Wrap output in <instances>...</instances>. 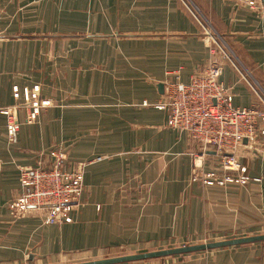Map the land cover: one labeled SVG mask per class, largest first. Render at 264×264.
Wrapping results in <instances>:
<instances>
[{"label": "crops", "instance_id": "1", "mask_svg": "<svg viewBox=\"0 0 264 264\" xmlns=\"http://www.w3.org/2000/svg\"><path fill=\"white\" fill-rule=\"evenodd\" d=\"M191 5L244 79L225 53L210 54ZM212 57L234 105L257 101L253 83L264 95V28L241 0H0V264L87 261L264 227V147L238 150L251 177L245 184L191 182L193 170L217 166L218 156L198 155L186 132L167 126L166 111L140 104L157 103L164 83L186 82ZM33 93L48 101L37 127L52 118L59 143L69 126L70 154L89 163L80 202L59 225L7 208L19 191L17 166L44 145L25 137L13 150L18 141L5 139L8 113L18 140L26 131ZM120 264H264V241Z\"/></svg>", "mask_w": 264, "mask_h": 264}, {"label": "built area", "instance_id": "2", "mask_svg": "<svg viewBox=\"0 0 264 264\" xmlns=\"http://www.w3.org/2000/svg\"><path fill=\"white\" fill-rule=\"evenodd\" d=\"M244 3L260 16L264 25V0H244ZM218 77L219 67L213 63L200 74L191 76L187 83L177 84L167 95L169 105L166 108L169 109L168 122L172 127L183 126L192 141L201 143L203 152L211 148L216 154H222L228 148H235L243 139L251 138L255 121L260 119L264 122V116L251 105L234 106L231 97L218 83ZM154 105L158 109L164 106ZM12 128L8 126L9 130ZM261 130L264 132V128ZM226 163L228 168L239 166L234 159ZM195 178L193 176L192 179ZM247 179L242 174L239 180L234 175L215 182L219 185L238 181L244 184ZM207 180L204 178L203 182L208 183ZM81 183L79 167L64 170L60 165L52 164L47 168L28 169L21 177L18 195L8 204V210L16 215L41 209L44 210L43 223L58 222L80 194Z\"/></svg>", "mask_w": 264, "mask_h": 264}, {"label": "rangeland", "instance_id": "3", "mask_svg": "<svg viewBox=\"0 0 264 264\" xmlns=\"http://www.w3.org/2000/svg\"><path fill=\"white\" fill-rule=\"evenodd\" d=\"M241 1L245 5L244 0H241ZM191 7H192V9H191ZM190 11H191L192 15H194L196 18L199 16V14L197 16V13L194 10L193 5L190 6ZM256 15L260 19V16L257 13H256ZM198 18H200V20L203 21L202 22L203 25H202V29H201V31L203 32L202 36L206 38L207 42H209L208 46H209L210 54L215 55V53L216 54H224L225 53L226 55H224V56L226 58H228L229 62L233 65V67H235V69L237 71H240V73H241V75H243V79H244V77H245L244 73L245 72H244L243 67H241V65H239V62L237 61L236 58H235L236 60L234 59V56L232 55V53L230 54L228 47L226 45H224L223 40L219 39V37L214 34V31H212V29L209 27V25L206 23V21L201 16H199ZM262 26L264 28V25H262ZM213 63L218 65L219 76H220L221 70H222L221 64H219L218 61H216V59H213V57L208 61V63L205 65V67L203 68V70L201 72L205 71L209 66H212ZM200 73H197V74H200ZM197 74H195V75H197ZM248 80L251 81L249 79V77H248ZM188 81H189V79L186 82H183V81L176 79L175 81L164 83L165 85L163 86V91H161L162 97L156 99L157 101L156 100L155 101L159 104L164 105L163 108H161V110H164L167 113V121H166L167 126L174 131L186 132V134L189 137L191 144L195 148H197V150L199 151V152H197V153H199L198 155L205 156L207 154H214L215 156L216 155L218 156L217 166H215L213 168H208V169H200L197 171L193 170V173L190 177V181L191 182L199 181L200 183L205 184V185L209 184V183L217 184L215 182L216 179H221L225 176H233L234 177V175H236L237 179L239 180L240 175L243 174L248 178L245 182V183H247L251 179V177L249 175L245 174L243 171L244 167L242 166L240 159L238 157V150L240 149L241 146H244V145H246L250 149H254L255 151H257L256 149H260V148L263 149V147H264V132H262L261 128H264V122L261 121L260 119H257L255 121L256 126L254 124L253 130H251V132H252L251 138L243 139L242 142H240L235 148H228L227 150L222 151V154H216L215 150H213L211 148L207 149L206 152H203V146L201 145V143L197 142V141H192L188 131L185 130V128H183V126L172 127L170 125V123L168 122L170 117H169V109L167 110V108H166L169 105L167 102V95H168L169 91L172 92V89L177 84L187 83ZM218 83L222 87H224L223 88L224 91L227 92L229 97H231V103L233 104V95L230 92V88L223 85L220 82L219 77H218ZM255 84L256 83H253V86L256 88L254 90V93L256 94L257 101H255L253 104H251V106H253L254 110L261 112V115L264 116V95H263V93H261L259 91L258 85L257 84L255 85ZM15 91H17V89L13 88V95H15L17 97V92H15ZM29 98L31 99L30 104L25 105L28 109V111L26 112V115L24 117V120H25L24 122L27 124V126L25 128L26 131L24 133H21V139L18 140L19 136L17 137L16 134H18L17 131H19L18 129L20 128V126H19V124H17L18 122L17 123L14 122L13 116L10 115V113H8L10 119L8 117L9 120L7 121V124L5 126V139H6V142L8 144H10L11 146L15 144L14 143L15 140L18 141L16 147L12 146V147H14L13 150L18 149L19 145H24L23 139H25V137H26V143L29 146H36V145H38L39 141H42L44 145H43V147L40 148V152H38V154L36 156H32V158L26 159L27 162L30 164H24L21 166L20 165L17 166L18 184L20 183V180H21L23 173L25 171H27L28 169L33 170V169H37V168H47V167L51 166L52 164H58L64 170L79 167L81 172H82V183H81L80 194L75 197L74 201L71 204L70 209L64 215L61 216L62 219L58 222L51 223V224L59 225L62 223H66L70 220V216H71L72 211L75 208H77V205L80 202V199H81V197L84 193V190H85V184H84L85 183V181H84L85 169L89 163H88V159H86L85 157H83V158H77L76 157L75 158V156L73 154L72 155L70 154V152L68 150V148H69L68 146L70 143L68 142V139H67V136L71 130V128L69 126L61 127V130L63 132V137L59 141V143H57L58 141H54L53 136H56V134H54V133L56 132L58 127L56 125H53V122H52L53 119L52 118H49L46 121V124L44 126H38L37 127V125H36L37 116H40L39 114L41 113L42 109H44V107H46L48 105V101L41 100L38 97L36 98L34 93L29 95ZM140 104H142V105H153L155 107L154 104H156V103L150 104L149 100L142 99L140 101ZM236 106H238V105H236ZM245 107H248V105ZM9 125H11L13 127L12 130L8 129ZM37 129H38V132H40L43 136H41V137L38 136ZM81 132L83 133V130ZM77 146L79 147V149H83L84 148L83 141L80 142L79 144L75 145V148L78 150ZM73 147H74V143H73L72 148ZM17 159H21V158H17ZM23 159H25V157ZM232 159H234L239 164V166L237 168H228L227 167L226 161L232 160ZM11 160H15V158H12ZM228 165H229V163H228ZM196 167H197V165H196ZM193 176H195L196 178L192 179ZM204 178L208 179L207 180L208 183L203 182ZM252 179L258 180L256 178H252ZM225 183H234V182H225ZM225 183H223V184H225ZM234 184H240V181H238ZM217 185H219V184H217ZM18 190H19V188H18ZM13 199L11 198L9 200V202L7 203V208H8V204ZM30 211H32V210H30ZM34 211L42 212L44 215V210L37 209ZM10 215L15 216L14 214H10ZM12 216H10V217L13 218ZM42 219H43V217H42ZM42 223H43V220H42ZM43 224L49 225L46 223H43ZM263 233H264V227H259L258 229H248V230L236 229L234 231L229 232L228 234H225L223 236V238L218 239V240L228 239V238H233V237L255 235V234H263ZM189 244H195V243H189ZM183 245H185V244H183ZM176 246H181V245L173 244V245H168V247H164V248H172V247H176ZM119 255H124V254H119ZM180 255H182V254H180ZM112 256H116V255H106V256H103L101 258L112 257ZM173 256H176V255H173ZM167 257H171V256H167ZM162 258H164V257H162ZM162 258H153V259H162ZM145 260H147V259H145ZM68 262L74 263V262H80V261H73V262L68 261ZM22 264H49V263H47V261H45V262L37 261L36 262L34 259H32V257L31 258L28 257V258H26L25 261H23ZM54 264H67V263L55 262Z\"/></svg>", "mask_w": 264, "mask_h": 264}, {"label": "water", "instance_id": "4", "mask_svg": "<svg viewBox=\"0 0 264 264\" xmlns=\"http://www.w3.org/2000/svg\"><path fill=\"white\" fill-rule=\"evenodd\" d=\"M161 88H162V84L159 85V89ZM263 241H264V233L241 236V237H233L222 240L200 242L195 244H185L172 248H163V249H156V250H150V251L138 252L132 254L116 255L112 257L99 258V259L67 263V264H120V263L132 262V261L162 258L167 256L188 254V253H194L204 250L230 247V246H236V245H242V244H248L254 242H263Z\"/></svg>", "mask_w": 264, "mask_h": 264}]
</instances>
